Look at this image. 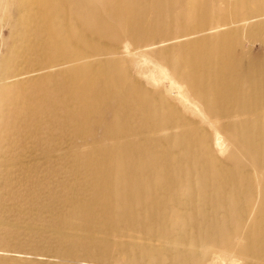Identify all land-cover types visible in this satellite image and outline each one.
<instances>
[{
	"label": "bare ground",
	"instance_id": "1",
	"mask_svg": "<svg viewBox=\"0 0 264 264\" xmlns=\"http://www.w3.org/2000/svg\"><path fill=\"white\" fill-rule=\"evenodd\" d=\"M20 2L43 35L14 75H41L15 85L20 119L71 137L79 166L48 226L107 237L123 264H264V0ZM69 250L54 261L104 264Z\"/></svg>",
	"mask_w": 264,
	"mask_h": 264
},
{
	"label": "rangeland",
	"instance_id": "2",
	"mask_svg": "<svg viewBox=\"0 0 264 264\" xmlns=\"http://www.w3.org/2000/svg\"><path fill=\"white\" fill-rule=\"evenodd\" d=\"M21 4L22 3L20 2V0H0V134H1L0 144L4 143L3 145L2 144L0 145L1 148L0 149V259L4 261L6 264H55V263L57 264V261H54L57 260V258H55L57 257V255H55V253L57 252L56 250L61 249L62 251V248L64 247L66 248L67 245H69L70 247L69 252L72 256H74L73 253L75 252L79 256H83L85 252L88 251L101 258L104 261V264H112L111 258L113 259V253H114L116 255L115 258L113 259L115 261L114 264H123L124 262L123 260L125 259V250L123 246L117 244V246L122 250V253L119 255L118 254L119 251L118 248L116 247V244L114 243L106 244L107 237L94 235L92 238L90 232L86 231L78 235L71 233L69 238L61 239V237L58 236L59 232L62 233V229L60 228V226L54 229H51L48 226V224L50 225V219L48 218L49 212L52 211L55 207H59L56 199H51L50 196L48 197V195H50L49 193H51L52 190L54 191V193H56L63 189L60 187L68 186V184L71 185L74 182V180H70V179L72 178L75 179L78 177L77 173L79 172H77L76 170H79V166L75 162L71 163L72 161L70 162L68 158V155L70 152H72L73 145L75 143L71 137L62 134L61 131H53L46 127L45 128L43 127L44 129L43 128L36 129L32 126L30 127L31 121L29 120H32L31 118H29L30 115L21 111V108L23 107L22 103L24 100L22 99L23 97L19 93L17 94V92L23 91L27 94H31L29 93L31 92L29 91L31 90V88L28 87V85L23 88H19V87L17 88L15 85L19 83L27 82L32 79H36L41 75L39 74L26 75L16 78H14V75H17L19 73H27L39 67L36 62L39 60L40 56L36 55V50L42 47L41 38L43 36V35L41 36L36 35L35 30L37 29V27H35V22L27 20V18L24 16L25 10L22 11L23 8ZM257 49H259L258 45L254 46V50L257 51ZM27 88L28 90L26 91ZM20 115L23 116V121L28 120L27 122H29L30 124H26L27 122L25 123L21 121L20 118L22 117ZM8 124L9 125L13 124V128L6 129V125ZM25 125L27 127L29 125L30 128L29 129L25 128ZM20 127L23 128L20 129ZM33 128L36 130H34ZM26 129L28 130L27 132ZM22 130H25L23 131L25 133L21 132ZM32 130L36 132L33 133ZM43 130L44 133H42ZM5 131L8 133L6 134V136L4 134L6 133ZM13 131L16 134H14ZM38 131H40L42 134ZM51 132L54 133L52 134ZM57 132H60L61 134ZM12 134L13 137L15 138L12 137ZM19 137H21V139ZM27 137L28 139H26L23 142L24 138ZM30 137L32 138V140ZM43 137L47 139L43 140L44 139ZM56 137L57 139L59 138L58 139L59 144H57ZM17 140H19L20 142ZM36 140L37 143H39V146H37L38 144L36 143ZM13 141L16 143H14ZM51 141L53 142V149H52ZM10 142L11 144H9ZM55 142L56 144H54ZM45 143L47 144L49 143V144L46 145ZM54 145L58 147H55ZM43 146L45 147L47 146V147L45 148ZM61 151H63L64 153ZM16 161L20 162V166L19 163ZM59 161L61 164L59 163ZM6 163H9L10 165L8 166V164L6 165ZM54 163H55V171L53 169ZM21 164L22 166H24L25 169L21 167ZM75 164L78 167H75L76 166ZM15 165H17L16 166L17 170ZM59 165H61V167ZM73 166L75 168H73ZM18 167L21 168L19 169ZM57 167L59 168V170ZM71 167L72 169L70 170ZM66 168L69 169L70 171L67 170ZM73 169L75 171H73ZM32 171H35V173ZM51 171H53V173ZM29 172H30V178L27 177L29 176ZM61 172L62 174H59ZM31 173L32 174L34 173L33 177ZM38 175L40 176L38 177ZM61 175L64 178H62ZM51 176L55 179H53ZM37 180L38 182H40L39 184ZM46 180L48 181L46 182ZM55 182L56 183L60 182V184L57 183L56 186ZM52 183H54V185ZM46 184L49 186L47 187ZM38 185L40 188L38 187ZM24 186L25 189H23ZM28 186H32V188ZM42 186L44 187L41 188ZM58 187L60 190L56 191V188ZM35 190H39L40 193L39 191L37 192ZM30 192L31 193L33 192V194H31ZM42 195L44 196L42 197ZM40 198L44 200H41ZM46 203H51V204H49L50 205L49 206ZM41 207L42 208L45 207V208L42 209ZM3 208H7L10 210L7 213L6 211L3 210ZM23 209H25L24 210L25 212H22ZM27 210L29 211V213L26 212ZM44 210L45 211L48 210V211L45 212ZM10 212H12V214ZM111 239H113V237H111ZM73 246L75 247L74 249ZM49 248L51 249L49 250ZM3 249L10 251L6 253L4 251H1ZM47 253L51 255L49 256ZM66 259H70V258L67 257ZM61 264H67V263L62 262Z\"/></svg>",
	"mask_w": 264,
	"mask_h": 264
}]
</instances>
